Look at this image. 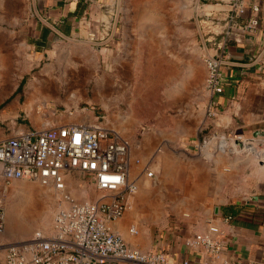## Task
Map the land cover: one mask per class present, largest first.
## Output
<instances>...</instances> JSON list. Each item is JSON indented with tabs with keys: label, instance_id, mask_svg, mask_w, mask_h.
Here are the masks:
<instances>
[{
	"label": "rangeland",
	"instance_id": "obj_1",
	"mask_svg": "<svg viewBox=\"0 0 264 264\" xmlns=\"http://www.w3.org/2000/svg\"><path fill=\"white\" fill-rule=\"evenodd\" d=\"M181 2L115 0L111 43L93 46L88 39L65 36L36 51L30 33L32 0H0V139L28 128L30 122L39 129L81 108L84 115L90 114L88 120L96 117L107 123L130 140L132 153L152 171L151 177L138 179L136 192L147 180L151 198L137 202L134 223L129 225L132 232L143 230L151 237L177 220L194 174L200 189L206 179L231 170L264 189V182H255L254 177H264V159L254 156L253 146L247 150L245 143L250 138L259 141L257 150L264 149V116L254 124L261 135L253 136L250 130L243 135L210 105L205 55L214 46L212 42L204 46L199 35L197 0ZM150 14L153 18L143 17ZM201 35L205 37L202 31ZM259 62L264 75V56ZM50 108L56 109L53 115ZM38 117L47 119V125L37 127ZM166 156L177 166L165 179L160 163ZM216 157H221L218 169ZM83 181L84 176L75 172L65 190L32 180L8 183L0 190L3 217L8 220L3 221L0 244L26 239L35 231L48 233L55 211L68 204L67 196L95 198L93 187ZM128 210L127 205L124 213Z\"/></svg>",
	"mask_w": 264,
	"mask_h": 264
},
{
	"label": "crops",
	"instance_id": "obj_2",
	"mask_svg": "<svg viewBox=\"0 0 264 264\" xmlns=\"http://www.w3.org/2000/svg\"><path fill=\"white\" fill-rule=\"evenodd\" d=\"M181 1L182 4L188 3V0ZM197 2L195 22L200 37L202 31L203 35L217 38L223 31L222 23L230 12V1L197 0ZM114 3L115 0H32L34 20L30 22V33L34 37L36 51H44L52 42L59 41L65 36L88 39L93 46L111 43L114 40V30L109 29V25L114 15ZM242 3L244 7H248L245 8L243 15L236 17L232 24L234 30L232 36L220 49L223 56V91L212 97L216 109L230 118L233 131L248 135V130L251 134L257 130L254 124L257 123L258 116H264V75L259 73V60L262 61L264 56V0L260 2L258 23L248 32L236 28L238 24L247 22L251 17L249 0H242ZM143 17L153 18L152 14ZM98 38H101V41L96 42ZM211 49L212 52L215 51ZM47 110L50 115L56 112L54 108ZM43 112L42 115L46 117L45 108ZM89 115H84L82 109L71 111L65 114V117L57 116L53 121L56 123L48 126L68 122H95V118L91 120L86 118ZM36 121L37 127L47 125L48 122L47 119L40 117ZM100 123L113 129L103 121ZM35 127L30 122L28 128L18 129L12 134L17 131L38 129ZM248 140L245 142L246 149L253 146L250 149L251 152H255L254 156L264 159V149L260 151L254 147L259 141ZM224 145V140L220 141V147ZM220 162L221 157L214 159L215 168L219 167ZM160 164L165 179L175 173L177 162L174 158L163 157ZM254 177L255 182L258 179L264 182L263 176H260L263 180ZM208 179L204 183V188L200 189L194 174L192 190L188 191L186 202L178 206V210L182 212L177 216V220H171L152 237L143 230L132 232L129 229V225L134 223L131 216L136 210L137 202L146 203L150 197L151 190L148 188L147 180L143 181V186L129 200V210L111 221L110 226L127 244L143 251L163 249L177 261L187 258L193 264H198L197 255L184 247L182 241L185 237L201 232L222 236L223 249L220 259L224 264H264V189L258 190L252 178L248 176L244 178L237 170H231L225 176L217 174L211 180ZM228 215L229 220H224L223 218Z\"/></svg>",
	"mask_w": 264,
	"mask_h": 264
},
{
	"label": "built area",
	"instance_id": "obj_3",
	"mask_svg": "<svg viewBox=\"0 0 264 264\" xmlns=\"http://www.w3.org/2000/svg\"><path fill=\"white\" fill-rule=\"evenodd\" d=\"M229 1L231 9L222 23L223 31L217 38L201 36L204 46L212 42L215 49L205 55L212 96L223 91L220 49L232 36L236 17L248 7L242 0ZM260 2L249 0L251 17L237 29L248 32L257 25ZM210 105L216 106L215 100ZM95 119L17 131L0 139V190L13 180H32L65 190L69 176L80 172L97 195L86 200L67 196L68 204L55 211L48 233L35 231L26 239L0 244V264H193L187 258L173 260L163 249L140 250L111 228L110 222L125 212L129 197L137 191L139 177H151L152 171L133 155L128 138ZM2 229L0 200V233ZM182 243L197 255L198 264H224L221 235L198 232Z\"/></svg>",
	"mask_w": 264,
	"mask_h": 264
},
{
	"label": "water",
	"instance_id": "obj_4",
	"mask_svg": "<svg viewBox=\"0 0 264 264\" xmlns=\"http://www.w3.org/2000/svg\"><path fill=\"white\" fill-rule=\"evenodd\" d=\"M263 132H262V130H255L253 133H252V135L253 136H256V134H262Z\"/></svg>",
	"mask_w": 264,
	"mask_h": 264
},
{
	"label": "bare ground",
	"instance_id": "obj_5",
	"mask_svg": "<svg viewBox=\"0 0 264 264\" xmlns=\"http://www.w3.org/2000/svg\"><path fill=\"white\" fill-rule=\"evenodd\" d=\"M258 146H260L259 144H258ZM255 147L257 148V146L255 145ZM128 205H129V200H128ZM3 221H8L5 217H3Z\"/></svg>",
	"mask_w": 264,
	"mask_h": 264
}]
</instances>
